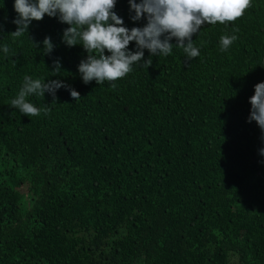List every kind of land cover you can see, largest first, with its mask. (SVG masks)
I'll use <instances>...</instances> for the list:
<instances>
[{"label": "trees", "instance_id": "obj_1", "mask_svg": "<svg viewBox=\"0 0 264 264\" xmlns=\"http://www.w3.org/2000/svg\"><path fill=\"white\" fill-rule=\"evenodd\" d=\"M0 264H264V0H0Z\"/></svg>", "mask_w": 264, "mask_h": 264}]
</instances>
